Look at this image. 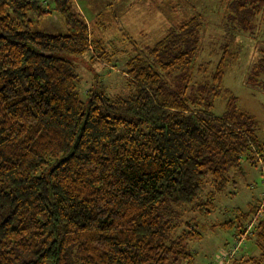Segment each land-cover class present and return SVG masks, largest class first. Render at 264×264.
Here are the masks:
<instances>
[{"label":"trees","instance_id":"trees-1","mask_svg":"<svg viewBox=\"0 0 264 264\" xmlns=\"http://www.w3.org/2000/svg\"><path fill=\"white\" fill-rule=\"evenodd\" d=\"M218 1L231 36L264 18V0ZM52 11L67 32L32 29ZM204 27L196 14L172 22L128 57L127 93H82L77 61L110 58L74 0H0V264H192L188 242L203 234L180 209L210 214L244 161L264 162L256 119L235 96L214 113L237 51L225 44L202 67ZM258 53L246 82L264 89ZM260 201L216 223L255 238L258 255L239 264H264Z\"/></svg>","mask_w":264,"mask_h":264},{"label":"rangeland","instance_id":"rangeland-1","mask_svg":"<svg viewBox=\"0 0 264 264\" xmlns=\"http://www.w3.org/2000/svg\"><path fill=\"white\" fill-rule=\"evenodd\" d=\"M74 5L86 18L92 33L98 36L101 32L107 56L113 59L112 62L105 58L92 61L88 59L89 53H86L77 61L82 93L104 88L110 94L127 93L123 73L126 59L136 53L144 54L147 47L167 32L172 22L196 14L205 22L203 48L198 64L209 70L218 60L225 44L237 51L236 60L224 75L223 91L215 100L214 113L222 114L227 99L235 96L238 107L256 119V134L264 143V89L246 82L258 58V49L264 46L263 17L254 20L253 32H236L231 36L225 28H221L223 13L228 9L218 0H74ZM34 22V30L50 33L68 31L63 17L57 11L35 18ZM202 77V74L195 72V79ZM243 167L244 176L238 177L235 184L217 195L210 214L204 215L190 206L180 209L179 219L183 221L196 217L195 223L203 234L201 239L188 242L187 249L193 254L192 264H239L250 256L258 255L255 238L236 231V223L228 227L216 224L234 219L239 211L247 210L250 203L256 204L262 198L264 162L254 166L244 161ZM208 189L207 182L202 198L207 196ZM251 219L242 227L246 228L245 232L252 231L256 224L254 218Z\"/></svg>","mask_w":264,"mask_h":264},{"label":"built area","instance_id":"built-area-1","mask_svg":"<svg viewBox=\"0 0 264 264\" xmlns=\"http://www.w3.org/2000/svg\"><path fill=\"white\" fill-rule=\"evenodd\" d=\"M263 211H264V192L262 193V198H261L260 204L257 209V215L262 214ZM254 221L256 223V218H254Z\"/></svg>","mask_w":264,"mask_h":264}]
</instances>
